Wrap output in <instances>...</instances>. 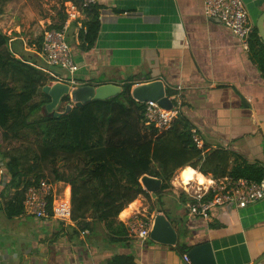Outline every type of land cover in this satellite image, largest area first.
I'll list each match as a JSON object with an SVG mask.
<instances>
[{
  "label": "crops",
  "instance_id": "obj_1",
  "mask_svg": "<svg viewBox=\"0 0 264 264\" xmlns=\"http://www.w3.org/2000/svg\"><path fill=\"white\" fill-rule=\"evenodd\" d=\"M242 1L256 28L264 0ZM95 5L99 30L94 45L84 48L73 26L68 32L78 86L111 83L121 87L131 76L142 79L134 86L160 80L172 97L179 94L180 113L198 128L204 154L223 148L231 154L229 168L245 162L264 169V73L256 63L260 45L254 38L251 51L243 50L226 27L204 16L202 0H98ZM29 46L26 52L37 55L39 67L46 65L35 47ZM53 68L48 69L58 75ZM171 179L170 187L177 194L180 187ZM61 185L62 198L69 200L70 186ZM2 193L0 241H5L0 242V264H189L185 253L207 241L216 264H264V198L244 208H214L204 221L188 212L181 214L178 205L186 203L181 197L174 200L170 213L162 197L159 208L148 211L139 195L133 201L139 203L135 209L165 215L177 232L175 245L149 236L142 241L133 237L125 224L128 216L124 220L117 216L110 230L87 216L79 224L35 219L39 224L33 229L34 237L19 247L11 246L9 239L14 235L10 233L22 231L25 215L14 214L9 223L3 210L13 192ZM74 229L77 233H72ZM182 243L189 246L183 254L178 248Z\"/></svg>",
  "mask_w": 264,
  "mask_h": 264
},
{
  "label": "trees",
  "instance_id": "obj_2",
  "mask_svg": "<svg viewBox=\"0 0 264 264\" xmlns=\"http://www.w3.org/2000/svg\"><path fill=\"white\" fill-rule=\"evenodd\" d=\"M84 14L81 25L86 30H78L77 39L88 49L94 45L99 30L96 5L85 9ZM63 20L62 14L58 26L52 25L48 29L60 28ZM42 37L43 34L36 39L38 45L32 43L37 53L40 52ZM253 38L260 45L255 52L258 55L256 63L264 73V42L260 40L256 28L249 37V51L253 47ZM17 41L0 31V145L17 139L23 129L34 131L39 145L34 163L27 167L20 166L18 158H7L8 155L0 151L1 158H7L9 172L2 194L13 190V201L5 203L10 216L22 213L19 203L22 189L41 179L26 177L33 167L41 169L40 162L50 166L52 179L49 181L64 182L70 186L71 220L79 224L90 216L95 223L103 222L107 230L111 229L118 213L139 195L151 199L139 181L145 174L161 180L155 192L159 202L162 192L170 187V179L176 169L184 165L214 178L227 175L252 180L264 178V169L257 163L244 162L229 168L231 154L223 148L204 154L203 148L196 147L192 142L191 125L180 111L172 127L164 133L141 130V126H147L143 119V103L131 96V89L142 79L135 76L121 83V92L116 96L90 100L80 107L73 106L61 115L51 113L29 120L33 112L50 101L49 95L44 93L45 99L31 104L33 96L44 81H56L57 75L53 70L41 71L35 53L26 52L27 56L17 53ZM13 81L14 85H11ZM165 94L175 105L173 93L168 87ZM62 100L68 102L69 95H63ZM57 160L73 163V172L66 176L60 173L54 167ZM153 162L158 164L159 169L151 168ZM180 196L186 202L183 192ZM72 233H77V230ZM178 248L183 254L189 246L182 243Z\"/></svg>",
  "mask_w": 264,
  "mask_h": 264
},
{
  "label": "built area",
  "instance_id": "obj_3",
  "mask_svg": "<svg viewBox=\"0 0 264 264\" xmlns=\"http://www.w3.org/2000/svg\"><path fill=\"white\" fill-rule=\"evenodd\" d=\"M97 1L60 0L61 12L64 16L60 28H51L43 33L39 57L46 67H58L66 73V77L56 74V82L68 84L70 90L78 87L79 84L74 78L78 66L73 60L67 35L72 26L75 29L76 38L78 30L85 32L86 28L81 25L85 17L84 10L95 5ZM202 3L204 16L209 19H218L237 38L241 48L249 51V37L253 31V25L249 21L244 2L242 0H202ZM49 70L45 71L49 72ZM174 100L175 105L172 102V107L169 109L163 108L157 101L142 102L145 125L153 127L157 133L169 130L181 106L179 94L174 96ZM189 132L192 142L196 147L201 148L198 128L191 126ZM205 177L204 184L190 182L187 191L184 187H180L187 199L185 203L187 212L195 218L207 221L214 208L231 206L244 208L264 198V178L252 180L247 177L235 178L228 175L219 178L210 175ZM8 179L9 172L6 163L0 157V191L3 190ZM207 179H211L212 183H207ZM61 184L62 182L59 181L53 182L41 178L22 189L19 199L22 215L31 216L37 220L53 219L63 224H71L70 199L62 198L63 185ZM12 197L13 194L5 203L11 201ZM154 217V214H145L135 209L125 219L129 234L141 241L146 239L152 228ZM184 260L188 261L186 255H184Z\"/></svg>",
  "mask_w": 264,
  "mask_h": 264
},
{
  "label": "rangeland",
  "instance_id": "obj_4",
  "mask_svg": "<svg viewBox=\"0 0 264 264\" xmlns=\"http://www.w3.org/2000/svg\"><path fill=\"white\" fill-rule=\"evenodd\" d=\"M62 17L61 7H60V0H10V1H3L0 0V31L6 34L8 37L12 38L13 36L16 37L18 35V40L16 44V52L22 53L23 55L27 56L25 48L30 47L32 43L38 45L39 43L36 42V39L43 34L48 27L52 25H57L60 22ZM49 22L51 23L49 25ZM70 39V35H67V41ZM69 42V41H68ZM33 48V46L31 47ZM46 65H42L40 70L44 71L48 70L49 67ZM39 69V68H38ZM53 69L57 70L58 74L63 75L66 77V73L58 67H54ZM17 79V78H16ZM46 80V79H45ZM14 82H10L11 85H14ZM56 81H51L47 79L44 81V84L38 89L37 93L33 96L30 103H37L41 99H45L43 87L51 86ZM47 94V93H45ZM48 95V94H47ZM69 95V94H68ZM63 96V95H62ZM62 96H60L56 106L53 109H48L46 106H43L40 110L33 112L30 115L29 120H35L40 118V116L45 114L54 113L55 115H61L66 111V108L70 106L71 108L74 106V101L70 100L68 102H64L62 100ZM49 103V102H48ZM141 130L143 131H153V127H143L141 126ZM39 145V138L35 134L34 131L30 129H23L17 139L13 141H6L0 145V151L6 153L9 157L18 158L20 166L27 167L28 165H32L34 163V155L38 150ZM1 157V156H0ZM7 158L3 160L7 161ZM73 163L71 162H63L61 160H57L54 164V167L58 169V171L62 174L69 175L72 170ZM39 166H42L39 170L37 167H33L32 172L26 176L29 179H35L37 177L43 179H52V174L50 172V166L47 164L40 162ZM153 170L155 168L159 169L158 164L155 163L154 166L151 167ZM27 178V179H28ZM64 183V182H62ZM63 189V188H62ZM175 189L172 187H168L164 190L161 194L162 203L164 204L165 210L169 211L170 213L173 212L175 206V199L180 198L181 190H177V194H174ZM62 192V191H61ZM62 195V193H61ZM144 206H146L147 210L150 211V208H155L157 210L160 206V202H158L155 198L148 200L147 198L141 199ZM139 205V203L137 202ZM136 204V206H137ZM5 206V204H4ZM3 206V207H4ZM185 206V205H184ZM180 203L178 205L181 214L187 216V211ZM6 218H8L9 223H12L10 220V215L7 209L3 210ZM156 212V211H155ZM1 222L4 221V218L1 217ZM22 221V231L15 230V233H10L14 235V237L10 236L9 241L11 242V246L19 245L24 247V245H28L30 240L34 237L33 229H36V226L39 223L35 222L33 217L25 215ZM7 239V238H6ZM5 241V239H1L0 242ZM23 263V262H22Z\"/></svg>",
  "mask_w": 264,
  "mask_h": 264
},
{
  "label": "water",
  "instance_id": "obj_5",
  "mask_svg": "<svg viewBox=\"0 0 264 264\" xmlns=\"http://www.w3.org/2000/svg\"><path fill=\"white\" fill-rule=\"evenodd\" d=\"M213 20L219 22L218 19L213 18ZM263 22L264 11L258 17L255 25L258 35L264 42ZM121 89L122 88L119 85L111 83L102 84L97 87H94L93 85H81L71 90L69 89L68 84L60 82H56L51 86L43 87V91L50 97L49 103L45 105L48 109H53L62 95L69 94L71 100L74 101V106L80 107L90 100H103L116 96L121 92ZM131 96L139 102L153 100L157 101L163 108L169 109L172 107V101L165 95L164 86L160 80L134 86L131 89ZM70 109L71 107L68 106L66 111L68 112ZM141 183L148 192L155 195V192L158 191L160 187L161 180L144 175L141 177ZM177 237L178 235L173 223L162 213L156 214L152 228L149 232V238L165 245H175ZM185 255L188 258L189 264H216L211 244L208 241L194 245L185 253Z\"/></svg>",
  "mask_w": 264,
  "mask_h": 264
},
{
  "label": "clouds",
  "instance_id": "obj_6",
  "mask_svg": "<svg viewBox=\"0 0 264 264\" xmlns=\"http://www.w3.org/2000/svg\"><path fill=\"white\" fill-rule=\"evenodd\" d=\"M196 182L198 184H204L206 182V177L199 172L196 168L184 165L178 167L173 174L171 183L176 187H184L187 191V186L190 182ZM207 183L211 184L212 180L207 179ZM136 208V202H132L124 207L119 213L118 218L124 220L129 214Z\"/></svg>",
  "mask_w": 264,
  "mask_h": 264
}]
</instances>
